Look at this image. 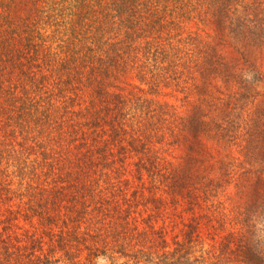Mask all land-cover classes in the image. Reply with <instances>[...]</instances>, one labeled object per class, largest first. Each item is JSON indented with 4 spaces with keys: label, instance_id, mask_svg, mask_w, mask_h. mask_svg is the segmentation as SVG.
<instances>
[{
    "label": "trees",
    "instance_id": "obj_1",
    "mask_svg": "<svg viewBox=\"0 0 264 264\" xmlns=\"http://www.w3.org/2000/svg\"><path fill=\"white\" fill-rule=\"evenodd\" d=\"M263 62L264 0H0V264H264Z\"/></svg>",
    "mask_w": 264,
    "mask_h": 264
},
{
    "label": "rangeland",
    "instance_id": "obj_2",
    "mask_svg": "<svg viewBox=\"0 0 264 264\" xmlns=\"http://www.w3.org/2000/svg\"><path fill=\"white\" fill-rule=\"evenodd\" d=\"M227 50L229 51V49H227ZM256 56H257V53H253L251 57L254 58V57H256ZM263 65H264V62H263ZM167 99H168V100H169V99H170V100H173V99L170 98V97L167 98ZM263 152H264V149L261 150V153H263ZM255 167H264V163H260V164L258 163V164H255Z\"/></svg>",
    "mask_w": 264,
    "mask_h": 264
}]
</instances>
